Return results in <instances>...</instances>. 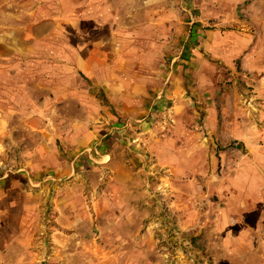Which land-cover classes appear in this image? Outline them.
<instances>
[{
	"label": "rangeland",
	"instance_id": "1",
	"mask_svg": "<svg viewBox=\"0 0 264 264\" xmlns=\"http://www.w3.org/2000/svg\"><path fill=\"white\" fill-rule=\"evenodd\" d=\"M0 264H264V0H0Z\"/></svg>",
	"mask_w": 264,
	"mask_h": 264
},
{
	"label": "crops",
	"instance_id": "2",
	"mask_svg": "<svg viewBox=\"0 0 264 264\" xmlns=\"http://www.w3.org/2000/svg\"><path fill=\"white\" fill-rule=\"evenodd\" d=\"M114 2H115V4L117 5V3H118V0H114ZM123 108H125V107H123ZM94 137V136H93ZM93 137L91 138V140L93 139ZM110 139V138H109ZM108 139V140H109ZM97 148L96 147H94V148H91V150H96ZM85 150H87V149H85ZM88 150H89V148H88ZM90 157H91V153H90ZM67 171L70 173L71 172V169H69V168H67Z\"/></svg>",
	"mask_w": 264,
	"mask_h": 264
},
{
	"label": "bare ground",
	"instance_id": "3",
	"mask_svg": "<svg viewBox=\"0 0 264 264\" xmlns=\"http://www.w3.org/2000/svg\"><path fill=\"white\" fill-rule=\"evenodd\" d=\"M106 158H108V156H106Z\"/></svg>",
	"mask_w": 264,
	"mask_h": 264
}]
</instances>
